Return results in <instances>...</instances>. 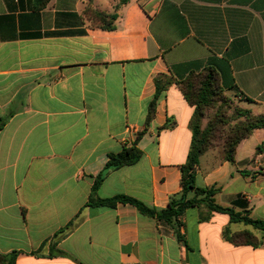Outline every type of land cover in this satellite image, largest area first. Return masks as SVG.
Wrapping results in <instances>:
<instances>
[{"label": "crops", "instance_id": "obj_1", "mask_svg": "<svg viewBox=\"0 0 264 264\" xmlns=\"http://www.w3.org/2000/svg\"><path fill=\"white\" fill-rule=\"evenodd\" d=\"M88 8L117 14L114 29ZM208 67L264 114V0H0V255L16 252L15 264H264V235L206 206L178 225L131 204H87L108 155L133 145L142 158L110 171L95 196L157 210L180 197L194 107L175 82L156 99V80ZM196 184L221 187L218 204L264 219V128L238 145L234 163L206 151ZM226 227L261 243L234 245Z\"/></svg>", "mask_w": 264, "mask_h": 264}, {"label": "trees", "instance_id": "obj_2", "mask_svg": "<svg viewBox=\"0 0 264 264\" xmlns=\"http://www.w3.org/2000/svg\"><path fill=\"white\" fill-rule=\"evenodd\" d=\"M123 3V2H122ZM88 16L101 24L102 28L107 30L114 29V22L117 19V14H106L104 12L95 11L90 8L87 9ZM177 83L181 88L186 100L191 106L194 107V113L191 118L190 128L192 129V144L188 154L187 162L182 166V192L180 197H173L168 204V207L163 210H157L151 208L139 201L136 198L118 194L116 196L100 199L95 196V192L102 185L106 179L108 173L113 170L123 168L125 166H131L136 164L143 155V152L136 146L124 147L119 153H110L108 155V161L102 172L95 178L92 194L88 201V206L93 207H110L114 208L117 204H131L135 206L140 213L156 218L159 221H163L169 224L177 223L178 219L184 215L186 210L198 207L206 206L210 212L224 213L230 216L231 223H241L251 226L257 232L264 235V219L253 218L250 216V211H237L235 206H223L218 204L215 200V195L221 190V187L212 185L210 187H198L196 184V170L200 165L201 156L208 151L211 146V141L215 138L214 132L218 129V126L222 124L223 120H220L219 109L210 119L208 125L203 127V118L206 115L207 109L211 106L218 90L226 89L235 91L236 95H239L236 91V87L228 85L225 80L220 77L218 71L213 67H208L203 71H193L185 78L178 81L173 79H158L156 80L157 94L156 99L162 90L172 84ZM240 97L248 102L252 103V99ZM155 113V100L150 106V113L148 120H151ZM225 124V123H224ZM3 123L0 124V129ZM245 129L239 133L234 131L224 137L223 139V157L225 160L234 163L235 154L238 145L246 138L250 137L256 129L264 128V115L259 117H249L244 124ZM140 135H138V139ZM190 193H194L192 197H189ZM205 217L203 219H208ZM73 226V221L66 226V228L60 233L55 235V239L58 240L60 235L64 232H68ZM224 238L234 245H253L258 246L261 241L254 234L253 231L243 230L239 232H233L230 227H226L223 232ZM54 244H57L55 242ZM56 245L52 247L55 249ZM17 253L13 252L10 256L0 255V259L5 264H15Z\"/></svg>", "mask_w": 264, "mask_h": 264}, {"label": "rangeland", "instance_id": "obj_3", "mask_svg": "<svg viewBox=\"0 0 264 264\" xmlns=\"http://www.w3.org/2000/svg\"><path fill=\"white\" fill-rule=\"evenodd\" d=\"M218 109L220 120H223V122L215 130V138L211 141L210 147L219 149L222 155L224 137L234 131H238L239 133L243 132L245 129L244 124L249 117L264 115L254 112L252 106L244 101L240 95H236L235 92L222 88V90H218L213 103L206 111V115L203 118V127L208 125V122L213 118V115Z\"/></svg>", "mask_w": 264, "mask_h": 264}]
</instances>
